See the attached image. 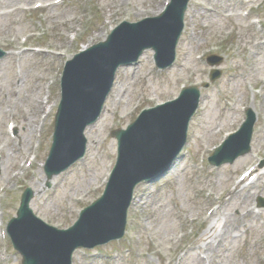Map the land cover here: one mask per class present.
I'll list each match as a JSON object with an SVG mask.
<instances>
[{"label":"rangeland","instance_id":"1","mask_svg":"<svg viewBox=\"0 0 264 264\" xmlns=\"http://www.w3.org/2000/svg\"><path fill=\"white\" fill-rule=\"evenodd\" d=\"M55 1L0 0V48L6 52L0 59L2 231L17 216L28 187L33 191L30 208L38 217L59 229L74 225L81 211L102 195L116 163L118 142L111 132L126 129L142 110L174 99L182 87L197 85L204 104L191 121L182 154L164 176L137 185L125 236L78 249L73 264H203L198 256L204 249L197 245L212 225V219L205 218L213 206L219 208L220 217L231 218L223 244L210 252L212 264H264V205L259 206L264 178L244 192L249 193L243 206L238 198L228 204L225 200L245 171L264 172V90L259 92L257 86L258 78L264 79V47L252 49L254 39L258 42L264 33V0H202L212 11L196 14L190 0L173 66L160 69L149 49L137 64L121 67L116 90L114 86L100 118L88 126L92 141L84 158L48 178L45 162L53 143L66 61L84 47L106 41L123 21L156 16L152 12L163 10L170 0ZM36 4L50 6L36 8ZM137 13L145 15L136 17ZM210 55L220 62L209 64ZM214 70L220 76L210 81ZM205 82L208 88L203 87ZM246 109L256 118L251 150L244 155L248 157L239 164L237 157L233 163L211 165L209 156L239 129ZM29 115L31 137L24 122ZM246 205L254 215L238 220ZM22 260L7 233H0V264H22Z\"/></svg>","mask_w":264,"mask_h":264},{"label":"water","instance_id":"2","mask_svg":"<svg viewBox=\"0 0 264 264\" xmlns=\"http://www.w3.org/2000/svg\"><path fill=\"white\" fill-rule=\"evenodd\" d=\"M188 2L171 0L159 16L137 23L123 22L106 41L67 62L54 142L45 169L48 178L84 156L87 148L84 131L101 116L119 67L137 62L150 48L155 51V61L160 68L173 64ZM4 55L0 49V59ZM220 60L217 56L208 58L210 64ZM219 76L220 72L214 70L211 80ZM200 96L197 86L187 87L179 98L144 110L126 130L112 133L119 145L117 164L104 195L82 212L73 227L61 230L37 217L30 208L33 191L27 188L17 217L8 226L15 248L23 256L22 264H72L77 248L93 247L123 237L136 185L164 167L168 168L181 152ZM255 121L249 110L242 128L210 157L211 164L233 163L237 157L248 153ZM260 204L264 205L263 199Z\"/></svg>","mask_w":264,"mask_h":264},{"label":"bare ground","instance_id":"3","mask_svg":"<svg viewBox=\"0 0 264 264\" xmlns=\"http://www.w3.org/2000/svg\"><path fill=\"white\" fill-rule=\"evenodd\" d=\"M191 2H193L192 3L193 7L195 9H197L195 12H193L194 14L199 13V10H203V12H208V13H210L212 11L211 10L212 6L210 4H207L206 2H204L202 0H191ZM243 8L248 9L247 6H243ZM189 11L190 10H188V12H187V16H189ZM160 12H161V9L158 10L157 12L156 11L152 12V14L153 15H157ZM250 12H251V8H250ZM142 15H143V13H139V14L137 13L136 17H140V16L143 17L145 14L143 16ZM238 15L237 16L240 17V18L243 17L242 14H238ZM231 16L232 15H230V17ZM215 19L216 18H213V20H215ZM254 37H256V36L254 35ZM189 39L193 40V35L192 34H190V38ZM255 40H256V42L253 43L254 45H253L252 49L259 48V47H261V48L264 47V34L261 36V39L258 42H257V38H255L254 41ZM194 41L195 40H193V42ZM251 54H253V53L251 52ZM256 54L258 56L259 53L256 52ZM258 80H259L258 81L259 85H257V86L260 87V89H261L260 92H261L262 90H264V79L262 77H259ZM49 85L50 84H47V88H49ZM114 89L116 90V86H115ZM262 97L264 98V96H262ZM203 104H204V102L202 100L201 101V106ZM52 107L53 106H50L49 108L51 109ZM33 114H35V107H34V110H33ZM32 119H33L32 115H29V117L24 120V122L27 124V128H28V129L26 128V134H27V136H30V137L33 136V128L30 127L31 125L29 126V121H31ZM261 129H262L261 133H264V128L262 127ZM90 133H91V127H88L86 132H85V135H86V138L88 140V145L89 146H90L91 141H92ZM14 152L15 151L11 149V152H10L11 158L15 155ZM10 155H9V158H10ZM247 157L248 156H243L241 158L238 157V164H239V162H241V160L245 161ZM235 164L237 165V163H235ZM236 165H234V166H236ZM258 170L259 169H253L251 171H248V173H247V177L248 178L245 176V177H243L241 179L240 182L235 184L234 191H232L230 193V195L232 194L231 198L228 199V200H227V198L226 199L224 198L226 200L227 204L231 203V201L233 199H235V198H238L240 206H243L244 204H246V202H247L246 200H247L249 192H247V193H244V192H246L248 189L254 188L255 185L257 186V183H258L257 181H259L260 178L261 179L264 178V173H263V174L258 176L257 180H255L253 182H247L251 176H254L255 174L257 175V171ZM53 181H55V180H53ZM139 203L141 204V200L139 201ZM133 204H135V203H133ZM239 208L242 209L241 207H239ZM243 210H245V212H244L243 215L240 214V215L237 216L238 220H240L239 218H241V217L253 216L254 213H255V210L249 205H246V207ZM218 212H219V208H216L214 210H210L208 212L209 214H208V217L206 218V220L211 218L212 219V221H211L212 225L201 236V238H200V240L198 242V245H197L198 248H200V249L203 248L204 249L202 251V254L204 256H201V255L198 256L199 260L202 261L203 264H212L213 254H210V252L212 253L213 249H216L217 247H219V246H221L223 244V241H224L223 239H225V235L227 233L226 232L227 228L230 227L228 222L230 221L231 216L229 214H226V215L223 214V216L220 217ZM223 220L225 221V223H223ZM1 223H2V221H1V218H0V226L2 225ZM232 227L235 228L234 225ZM74 259L75 260L78 259V255L76 253H75Z\"/></svg>","mask_w":264,"mask_h":264}]
</instances>
